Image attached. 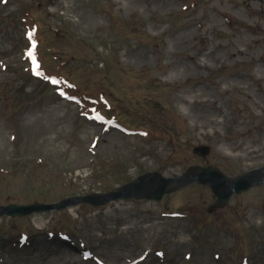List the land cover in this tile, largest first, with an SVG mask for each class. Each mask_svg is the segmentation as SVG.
<instances>
[{
  "label": "rangeland",
  "instance_id": "obj_1",
  "mask_svg": "<svg viewBox=\"0 0 264 264\" xmlns=\"http://www.w3.org/2000/svg\"><path fill=\"white\" fill-rule=\"evenodd\" d=\"M259 2L0 0V264H264Z\"/></svg>",
  "mask_w": 264,
  "mask_h": 264
},
{
  "label": "water",
  "instance_id": "obj_2",
  "mask_svg": "<svg viewBox=\"0 0 264 264\" xmlns=\"http://www.w3.org/2000/svg\"><path fill=\"white\" fill-rule=\"evenodd\" d=\"M196 154H201L203 156L209 155V150L205 147H199V149L195 150ZM204 174H206L210 179L215 178L219 181H223V175L216 173L214 170L206 171ZM147 177L143 178L140 181L146 180ZM198 181L200 179L198 178ZM235 194H239L244 192L245 190L251 188L253 185H250V183L241 182L239 180L234 181L233 183H230ZM165 183H162V188L158 190L156 200H161L162 196L166 190ZM231 194V193H230ZM115 198H120V196H115L110 200H115ZM223 200V198H222ZM82 203L90 204V205H97L100 206V204H103L100 200H96L94 197H82V198H71L70 200H64L60 204H50V205H33L28 207H22V206H9L7 208H0V216H9V217H29V215H33L40 212H50L51 210H61V209H67L72 208L73 206L81 205Z\"/></svg>",
  "mask_w": 264,
  "mask_h": 264
},
{
  "label": "bare ground",
  "instance_id": "obj_3",
  "mask_svg": "<svg viewBox=\"0 0 264 264\" xmlns=\"http://www.w3.org/2000/svg\"><path fill=\"white\" fill-rule=\"evenodd\" d=\"M211 109H213V108H211ZM263 122H264V121H263ZM172 174L176 175L174 172H173ZM179 185H181V184H179ZM179 185H171V187H173V188H177V187H179Z\"/></svg>",
  "mask_w": 264,
  "mask_h": 264
},
{
  "label": "flooded vegetation",
  "instance_id": "obj_4",
  "mask_svg": "<svg viewBox=\"0 0 264 264\" xmlns=\"http://www.w3.org/2000/svg\"><path fill=\"white\" fill-rule=\"evenodd\" d=\"M251 1H255L257 4L259 2V0H251ZM260 2H261V0H260ZM260 2H259V4H260ZM260 6H263V5H260Z\"/></svg>",
  "mask_w": 264,
  "mask_h": 264
}]
</instances>
